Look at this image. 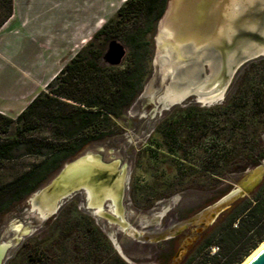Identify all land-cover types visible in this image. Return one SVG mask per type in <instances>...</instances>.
Listing matches in <instances>:
<instances>
[{
  "label": "trees",
  "instance_id": "1",
  "mask_svg": "<svg viewBox=\"0 0 264 264\" xmlns=\"http://www.w3.org/2000/svg\"><path fill=\"white\" fill-rule=\"evenodd\" d=\"M167 1L125 0L116 17L105 22L16 117L0 113V169L23 156L39 158L26 171L0 174V220L16 211L84 146L114 133V122L139 96L150 73L153 37ZM12 8L13 0H0V26L11 16ZM118 38L126 45L128 62L122 68L102 64L109 43ZM260 67L264 77V57L245 63V73L232 83L220 104L199 114L187 111L185 119L197 131L210 125L206 115L225 120L230 127V146L210 155L199 172L184 175L179 167L176 183L191 181L211 189L226 182L214 191L213 201L230 190L234 175L263 160L264 84L253 88L249 79L250 72ZM44 128L49 136L41 137ZM175 134L170 131L172 144ZM45 225L49 236L60 235L58 253L67 259L51 256L49 249L54 244L45 241L48 238L40 241L35 237L20 261L7 264H128L73 204L61 208ZM263 240L264 176L251 194L239 197L218 214L179 264H240ZM212 247H217L214 253ZM167 260L166 264L170 256Z\"/></svg>",
  "mask_w": 264,
  "mask_h": 264
},
{
  "label": "rangeland",
  "instance_id": "2",
  "mask_svg": "<svg viewBox=\"0 0 264 264\" xmlns=\"http://www.w3.org/2000/svg\"><path fill=\"white\" fill-rule=\"evenodd\" d=\"M106 1L108 4L107 13L98 17V19L103 18V22L107 19L110 20L115 18L117 9L125 2V0ZM232 2L233 1L230 0V4ZM250 3L253 2L250 1ZM1 10L3 9H0V14H2ZM103 22L97 21V27L101 26ZM157 27L158 23L153 37L154 50L153 56L150 60V73L145 80L139 96L129 109L114 122V133L112 135L92 141L69 160L72 161L76 158L88 155L98 157L99 161L107 166L102 167V169H106L109 174L101 178V181H104V183L107 182L111 176L114 180L113 182H115L123 170V184L121 181L120 184H117V187L118 185L119 187H122L120 198V219L124 222L125 227L123 225L115 224L114 221L108 222L102 218L98 219V223L100 225L99 230L107 239L110 238L113 243L117 244L120 248L122 257L127 259L130 264H155L154 242H152L153 234L164 228L166 230L169 226L175 224L171 222V213L173 207L178 203H181V205L184 206L194 207L193 214L196 215L191 219L179 222L180 225L188 222L183 230L185 235L183 242H189L191 239L193 242V239L200 236V233H197V231L201 228H208L214 223L211 222L208 207L218 203V201L224 198L229 192L235 189L240 190L241 188L239 184L245 179L248 172L254 170L256 166L262 165L264 160L263 158L260 164L247 168L245 171L234 175L233 178L235 177V181L230 190L222 197L214 199L213 201L210 199L216 195L214 191L218 189L220 185L211 189H205L201 185L191 181L182 184L176 183L174 175L178 173L179 167L181 168V171L185 173L184 175L189 171L199 172V169L203 168L205 163H207L206 160H208L210 155L213 153L217 154V151L222 153L230 146V140L228 137L230 127L225 120H220L215 116L212 117L206 115L209 118L210 125L207 128L202 129V131H197L194 126L188 124L185 118H187L186 113L188 110H192L193 113L197 110V114H199L198 112L202 109H210L214 105L220 104L223 101L226 92L230 90L232 83L245 73L242 70L245 63L233 74L222 100L208 102L210 104L204 102L201 103L202 101L199 99L200 96H206L219 89L216 88L220 81L218 80L219 75H215V77L210 75V73L214 74L215 58L213 57V54L207 50L206 52L203 51V54L201 55V51L198 53L201 56L197 62H194L192 65H184V63H181L179 66L182 67L173 69L170 66L171 55L166 53L164 59L161 56L162 54H158L156 50L155 39L157 36ZM98 29L99 28H97L96 31ZM93 31L94 29L89 32L88 36H91ZM96 31H94V33ZM262 35L264 34L262 33ZM88 40L89 38L87 37L85 40L76 41L70 50V57L82 49L87 44ZM115 41L124 47V55L119 64L116 65L122 68L128 62V52L122 39L118 38ZM158 43H161L160 38H158ZM177 57L179 58L178 60L182 59V55ZM190 58H193V56L191 55ZM201 58L206 59L207 62L204 60L199 66L198 63L201 61ZM111 59V55H107L106 57L103 56L102 64L114 66V64L111 63ZM184 68H187L190 71L195 69L197 71L196 78L189 76V70L188 72H178V74H175V72L172 73L173 70L176 71ZM262 73V67L258 69L255 68L250 72L249 79L253 88H257L259 84H264ZM199 74L201 75L199 76ZM211 81L214 83L208 86ZM174 83H178V86H173L175 85ZM175 94H177L176 96H178L179 99H170V96ZM180 100L182 101L179 102ZM170 131H175L176 133L175 144H172L170 141L172 140L170 138ZM40 136H49L48 128H44ZM261 137L264 140V132ZM38 160L39 158L36 157L23 156L16 161L9 163L3 169H0V174L3 172L5 176H9L26 171L31 164ZM58 172L52 177V179L58 174ZM192 176L196 177L193 174ZM52 179L42 185L39 189L48 185ZM225 179V181L230 180L229 178ZM226 185V182H223L220 188ZM103 186L104 185H102V188ZM32 195L33 193L28 196L16 211L6 214L0 220V247L2 244H9L0 264H7L10 263V261H20L22 255H26L32 248V244L36 242L34 241L35 237H38V240L40 241H42L41 239L48 238L45 241L54 244L49 249L51 256L54 255V258L59 256L62 258V261L63 259H67L65 254L58 253L60 244H58L59 240L57 239H59L60 235H54L52 237L46 232L48 231V225L45 224L48 218L44 219V216H38L36 211L32 210ZM80 196L82 195L79 194V196H76L74 206L77 211L84 214V202ZM105 196L112 201L114 206L112 208H114V211L118 212L117 205L115 206L118 198L117 191H114L113 189L106 191ZM88 197L90 198L89 204L91 205L94 195L89 194ZM174 198H176L177 201L174 200V203L172 204L171 201ZM105 199L103 200V198H99L96 203L94 202L95 206L98 208L96 212L100 210L102 202L109 205V201H106ZM70 205H72L71 197H67L62 201L61 208L64 206L70 207ZM46 207L47 206H44V208ZM66 210L67 209L64 211ZM157 216L158 218H156ZM161 219L163 220L162 223H160ZM215 220L216 218L213 221ZM203 224L205 226H203ZM94 226H96V224H94ZM26 229L27 233H24ZM138 241H146V244H140ZM113 245L115 246V244ZM68 247V251L71 254L72 244L70 243ZM55 262L56 260H54V263ZM50 264H53V262ZM61 264L66 263L62 262Z\"/></svg>",
  "mask_w": 264,
  "mask_h": 264
},
{
  "label": "water",
  "instance_id": "3",
  "mask_svg": "<svg viewBox=\"0 0 264 264\" xmlns=\"http://www.w3.org/2000/svg\"><path fill=\"white\" fill-rule=\"evenodd\" d=\"M232 1L230 4V0H169L158 21L155 39L158 54H162L164 59L166 53L171 55L170 66L173 69L182 67L179 66L181 63L192 65L200 59L203 51L209 50L215 58L214 74L210 73V75L212 77L219 75L218 80L220 81L216 88L223 89L222 96L217 101L223 99L233 74L240 66L264 56V35H262L264 34V0ZM158 38L161 39V43H158ZM200 52L201 55L198 54ZM107 55H111V63L117 65L124 55V47L112 41L104 57ZM179 55H182L180 60L177 57ZM191 55L193 58H190ZM204 60L206 61L201 58L198 65L200 66ZM212 81L208 86L214 83ZM104 166L106 165L101 163L98 157L89 155L66 162L48 185L33 192L32 210L46 219L57 212L62 200L78 190H84L87 195L93 194L92 200L97 202L99 198L103 200L108 198L105 194L111 189L117 191L116 205L120 208L122 187L119 185L117 187V184L121 181L123 184V170L115 182L111 176L110 181L104 183L101 181V178L105 176L103 175L105 169H102ZM254 170L259 172L253 178L249 177ZM254 170L248 172L245 181H241L240 190L235 189L229 192L218 203L208 207L214 215L211 222L239 196L253 192L264 175V160L263 164L256 166ZM102 185H104L103 188ZM44 206H47V209H44ZM24 233H27V229ZM114 244L121 254L120 248L116 243ZM8 247L9 244L1 245L0 263ZM188 247L189 244H183L173 256L170 264H178ZM245 264H264V243Z\"/></svg>",
  "mask_w": 264,
  "mask_h": 264
},
{
  "label": "crops",
  "instance_id": "4",
  "mask_svg": "<svg viewBox=\"0 0 264 264\" xmlns=\"http://www.w3.org/2000/svg\"><path fill=\"white\" fill-rule=\"evenodd\" d=\"M107 6L106 0H13L0 26V113L16 117L44 90L76 41L109 20L98 19Z\"/></svg>",
  "mask_w": 264,
  "mask_h": 264
},
{
  "label": "flooded vegetation",
  "instance_id": "5",
  "mask_svg": "<svg viewBox=\"0 0 264 264\" xmlns=\"http://www.w3.org/2000/svg\"><path fill=\"white\" fill-rule=\"evenodd\" d=\"M107 174H108V171L105 169L103 175H107ZM79 194L82 195V196H80V198L84 202V208L83 209H84L85 213L84 212L83 213H84L86 219L88 221L92 220L94 222V224H96V226L99 229H100V225L98 223L99 218L105 219L108 222L114 221L115 224L123 225L125 227L124 222L120 219V215H119L120 208L118 206H116V204H115V206L117 207V211H118V212H115L114 208H112V207H114L113 203L109 198H107L108 200L105 199L106 201H109V205H107V203H105V202H102V206H101L100 210L98 212H96L98 210V208H96V206L93 204H91V205L89 204L90 198L88 197V195L85 191H76L72 195H70L69 197H71L72 204L75 205L74 203L76 200V196L77 195L79 196ZM174 200L177 201V199L174 198L171 201L172 204L174 203ZM62 201H61V205H62ZM91 202H94V201L92 200ZM61 205L59 206L57 212L54 215H56L58 213V211L61 209ZM175 205H176V202H175ZM193 211H194L193 206L189 207V206L181 205V203H178L176 206L173 207V211L171 213V222L175 223V224H172L166 230L164 228V229H161L159 231H156L155 234H153L154 236H153L152 242H154L153 248H154L155 264H166L168 262L167 259L169 256H170V261L168 264H170L173 256L176 254V252L179 250V248L182 246V244H186V245L189 244V247L184 252V256H185L189 251L192 250V248L200 240L203 232L205 231V229H207L205 227H204L205 229L201 228L199 231H197V233H200V236L196 239H193V242H192V239L189 240L190 243H188V242L184 243L183 242L185 239L184 238L185 235H184L183 230H184L185 225L188 224V222H185L182 225H180L179 222L182 220H188V219H191L192 217H194L196 214H193ZM54 215L48 217V219L53 217ZM156 218H158V216ZM162 221L163 220L161 219L160 223H162ZM190 222H192V221H190ZM145 237H141V238H145ZM108 239H109L110 243L112 244L113 248L115 249V252L121 257V259H123L126 263L130 264L127 261V259L122 257V255L117 251V249L113 245L114 243L111 241V239L110 238H108ZM138 243L146 244V241H138ZM184 256H182L181 259H183ZM181 261L182 260H180V262ZM180 262H178V264Z\"/></svg>",
  "mask_w": 264,
  "mask_h": 264
},
{
  "label": "bare ground",
  "instance_id": "6",
  "mask_svg": "<svg viewBox=\"0 0 264 264\" xmlns=\"http://www.w3.org/2000/svg\"><path fill=\"white\" fill-rule=\"evenodd\" d=\"M169 57V56H168ZM188 70L189 69H187V68H184V69H179V70H176V71H172V73H174L175 72V74L177 73L178 74V72H188ZM193 70V69H192ZM189 76H191L192 78H196V76H197V71L194 69L193 71H190L189 70ZM174 75V74H173ZM188 75V74H187ZM172 76V75H171ZM175 81V80H174ZM173 83V82H172ZM171 83V84H172ZM175 85H173V86H178L177 84L178 83H174ZM201 88V87H200ZM169 89V88H168ZM210 91V90H209ZM222 91H223V89L222 90H220V89H217L215 92L213 91V93H209L208 95H206V96H200V100L202 101V102H214V101H217L218 99H220L221 98V96H222ZM201 94V93H200ZM177 94H175V95H172V96H170V99H172V100H177V99H179L178 98V96H176ZM180 97V96H179ZM167 101H169V100H167ZM171 101V100H170ZM259 171H257V170H254L252 173H251V175L249 176V177H251V178H253L254 176H255V174H257ZM225 200H227V198H225ZM44 209H47V207L46 208H44ZM40 211V210H39ZM213 212L212 211H210V219L212 220L213 219ZM263 243H264V241L262 242V243H260V245L255 249V250H253L251 253H250V255L248 256V257H246V259L241 263V264H245L249 259H251L257 252H258V250L261 248V246L263 245ZM1 250V249H0ZM1 252V251H0ZM1 254V253H0Z\"/></svg>",
  "mask_w": 264,
  "mask_h": 264
},
{
  "label": "built area",
  "instance_id": "7",
  "mask_svg": "<svg viewBox=\"0 0 264 264\" xmlns=\"http://www.w3.org/2000/svg\"><path fill=\"white\" fill-rule=\"evenodd\" d=\"M212 252H215L217 250V247H212Z\"/></svg>",
  "mask_w": 264,
  "mask_h": 264
}]
</instances>
